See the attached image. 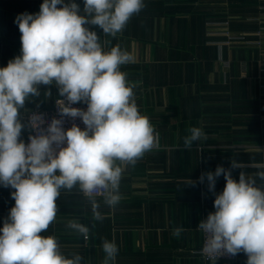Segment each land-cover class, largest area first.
<instances>
[{
  "label": "crops",
  "instance_id": "0c3cea01",
  "mask_svg": "<svg viewBox=\"0 0 264 264\" xmlns=\"http://www.w3.org/2000/svg\"><path fill=\"white\" fill-rule=\"evenodd\" d=\"M83 9V0H74ZM43 0H0V68L21 55V33L15 20L22 13L37 14ZM122 33L105 36L134 62L122 65L136 83L134 96L142 115L154 126L160 147L127 166L120 203H100L102 221H95L91 204L78 189H61L58 212L44 236H55L67 258L79 254L81 264H102L105 239L119 249L115 264H213L200 254L198 225L215 211L214 200L226 184L223 174L209 191L207 176L217 166L255 177L264 171V0H144ZM59 7V6H58ZM19 119L28 132L26 114L51 107L60 96L53 85H40ZM50 93V94H49ZM191 127L207 139L184 147ZM232 161L241 168H232ZM256 178L257 186L264 181ZM194 182V183H191ZM14 189L0 185V228L15 201ZM76 220L90 228L89 238L67 225ZM182 227L179 237L174 229ZM247 256L216 264H246Z\"/></svg>",
  "mask_w": 264,
  "mask_h": 264
},
{
  "label": "clouds",
  "instance_id": "9594fccd",
  "mask_svg": "<svg viewBox=\"0 0 264 264\" xmlns=\"http://www.w3.org/2000/svg\"><path fill=\"white\" fill-rule=\"evenodd\" d=\"M145 6L144 0H83L81 9L74 0H43L39 13L17 16L21 55L0 68V185L15 190V204L0 228V264H81V255L67 258L55 236L42 235L56 219L61 189H78L89 200L93 219L102 221L96 196L117 206L126 167L160 147L154 126L138 109L136 83L121 71L133 56L119 45L105 50L110 41L102 43L87 27L98 26L115 38ZM53 84L67 100H60V115L79 117L85 127L65 130L62 120L53 118L25 144L19 110L40 95V85ZM80 102L86 110L71 106ZM43 122L33 114L29 126L39 129ZM188 131L185 148L207 139L199 127ZM232 168L241 165L232 161ZM221 174L226 184L215 197V211L198 225L206 234L202 254L216 264L221 255L243 252L246 264H264V185L257 186L255 178L264 181V171L255 177L241 172L237 182L231 170L217 166L200 182L206 175L213 191ZM67 226L89 238L87 225L71 220ZM183 231L178 227L173 235ZM102 251V264H115L117 244L105 239Z\"/></svg>",
  "mask_w": 264,
  "mask_h": 264
},
{
  "label": "built area",
  "instance_id": "2783aa9c",
  "mask_svg": "<svg viewBox=\"0 0 264 264\" xmlns=\"http://www.w3.org/2000/svg\"><path fill=\"white\" fill-rule=\"evenodd\" d=\"M60 100L64 101V103L67 104V100H66L65 97L58 96L55 99L53 106H51V107H36V108H33V109H31V110H29L27 112L26 118H27V121H28V132H27L26 138L25 139H21V140H23L25 142V144H27L29 142V139L28 138H29L30 135H36V134H38V132L40 131V129H47L48 124L51 123V121H52L53 118L62 120V127L65 130H67L68 128H70L73 124H76L82 130L84 129L85 125L83 124L82 120L79 117L72 118V117H69V116H61L60 115V113H59ZM71 106L72 107H76V108H80V109H83V110H86L87 109V105L85 103H83V102L76 103V104H73ZM33 114L40 115L43 118V121L44 122L40 125V128L39 129H33V128H31L29 126V120H30V117ZM97 196L100 197L99 195H97ZM201 234H202V246L200 248V254L207 259V257L202 254V248H203L204 243H205L206 234H204L202 231H201ZM237 258H238V254L236 256H234V257L233 256H230L228 254H224V255H221L220 257H218L216 261L217 262H222V261H236Z\"/></svg>",
  "mask_w": 264,
  "mask_h": 264
}]
</instances>
